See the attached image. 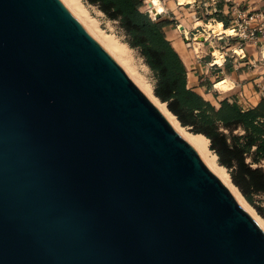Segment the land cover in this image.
<instances>
[{"label": "water", "instance_id": "1", "mask_svg": "<svg viewBox=\"0 0 264 264\" xmlns=\"http://www.w3.org/2000/svg\"><path fill=\"white\" fill-rule=\"evenodd\" d=\"M0 264H264L263 227L63 0H0Z\"/></svg>", "mask_w": 264, "mask_h": 264}, {"label": "trees", "instance_id": "2", "mask_svg": "<svg viewBox=\"0 0 264 264\" xmlns=\"http://www.w3.org/2000/svg\"><path fill=\"white\" fill-rule=\"evenodd\" d=\"M89 2L97 4L109 17L120 20L129 44L140 49L155 74V95L167 103L182 125L210 139V149L215 150L222 165L231 169L234 183L247 200L252 202L253 193L264 192V166L261 165L264 161V98L248 108L238 99L229 97L220 99L216 106L190 86L188 67L166 32L172 20L154 19L150 12L144 11V0ZM217 15L221 20L222 14ZM217 23L224 28L222 22ZM239 127L245 130L244 134H234Z\"/></svg>", "mask_w": 264, "mask_h": 264}, {"label": "rangeland", "instance_id": "3", "mask_svg": "<svg viewBox=\"0 0 264 264\" xmlns=\"http://www.w3.org/2000/svg\"><path fill=\"white\" fill-rule=\"evenodd\" d=\"M81 1L83 2L86 9L88 10L89 15L97 20L98 26L102 30H104L108 34L114 35L119 41L127 44L128 49H127L126 53H127V56L129 57L131 66L135 70L136 75L139 77V79L143 83H145V84L149 83V85L152 86L153 92H154V86H155V82H156L155 74H154L153 70L149 67V65L147 64L146 59L142 55L140 49L137 47H132L129 44L128 34H127L126 30L123 28L120 20L119 19H113V18L109 17L103 10H101V8L97 4L91 3V2H89V0H81ZM144 1L148 2V0H144ZM161 4L164 7L163 2H161ZM148 12H150V11H148ZM150 14L154 19H157L155 14H153L151 12H150ZM222 16L223 17L221 20H219L218 18H217V20H209L208 15L206 17L203 16V18H204L203 26L205 27V30L202 29V27L198 24L200 22V20H195L196 19L195 16L190 14V10L187 11L185 14H183V16L176 18V16L174 15V13L171 10H168V12H165V8H164V10L161 12L160 17H163V18L165 17V18H168V19L173 21V23L171 25H168V28L166 29V32L167 31L169 32V33H167V35L172 33V35L176 36L175 38L177 40L181 41L182 38L185 37L184 33H182V30H183V32L185 31L184 27H186L188 29V35L191 37H194L199 32L205 34V33H207V31L213 30V28L217 25V22H222L223 27L225 28L226 24H230V18L225 17L224 15H222ZM181 24L183 27L182 30L180 29ZM208 27H210V28H208ZM194 33H196V34H194ZM185 34H186V32H185ZM222 34L223 33L213 34L212 36H209V37L207 36L208 38H206L204 41L193 42L190 46L187 47L188 57H186V60L188 62V66H190V69H189V84H190V86L200 87L202 95L206 99L212 100L213 102H215L214 104L216 106H219V100L220 99H224V98L228 97L226 94H227L228 90L230 91V89H229L230 83L225 82L223 85H220V84H216V82L219 81L222 77L223 78L226 77V75L228 73H232L231 69L228 67V65L226 63H228L229 59L232 62V59H233L232 52L233 51H230L226 47H222V46L226 45V43L229 41V39L227 37H223L222 39H219L218 36H220ZM212 43H213V45H216L219 48L222 47L221 50L217 51V54H218V52H220L218 56H215L216 53L213 51L214 48L212 46ZM244 54L245 53L240 52L238 54V57L242 59L245 57ZM221 56H223V57L221 58ZM199 60L204 62L206 65H208L210 67V69L207 68L206 70L202 71L201 68L199 67V65H197V62ZM215 60H218V61L216 62ZM260 62L261 61H259L258 64H261ZM198 63H200V62H198ZM220 68L224 69V73L220 72L221 75L218 77H215V73L220 71L221 70ZM195 71H197L198 74ZM214 84H216V85H214ZM243 105L245 106V108H248L247 106H249V105H245V104H243ZM183 126L185 128H187L189 131H193L190 126H185V125H183ZM244 133H245V130L241 127L234 130V134L240 135V134H244ZM209 146H210V144H209ZM211 150L214 153H216L215 150H213V149H211ZM251 157H248L247 160L250 161ZM217 159H218V162L221 164V162L219 160V156ZM253 165L257 166L258 164H253ZM261 165L264 166V161L261 162ZM225 167L230 174L231 181L234 183L233 178H232V174H231V169L228 168L227 166H225ZM238 189H240V188L238 187ZM241 193L243 194L242 191H241ZM243 196H244V194H243ZM244 198L246 199L247 203L252 208L254 217L258 218L264 224V192L253 193V201L252 202L247 200V198L245 196H244ZM259 220H258V222H259Z\"/></svg>", "mask_w": 264, "mask_h": 264}, {"label": "crops", "instance_id": "4", "mask_svg": "<svg viewBox=\"0 0 264 264\" xmlns=\"http://www.w3.org/2000/svg\"><path fill=\"white\" fill-rule=\"evenodd\" d=\"M156 1V4H159L163 2L164 7L162 4L160 6L156 7V11L162 12L165 8V12H168V10H171L176 18H179L183 16L187 11L190 10V14L195 16V20H200L198 23L199 25L204 22L203 16H209V20H217V14H222L225 17L231 18L232 13H231V6L234 4H238L241 6H244L248 8L251 11H262L264 12V0H217L216 3L212 2L211 0H201L199 7L196 6L195 4H186V5H180L177 3L176 0H154ZM214 6L217 7V9L220 10L218 13H211ZM218 25V23H217ZM217 25L214 27L215 29L217 28ZM168 26H166V29ZM182 24H181V30H182ZM210 28V27H208ZM213 28V29H214ZM184 32L182 30V33L186 36L188 34V29L184 27ZM186 32V34H185ZM167 33H169L167 31ZM196 34V33H194ZM175 35H172V33L168 34V38L172 41L173 45L176 47V49L179 51L181 56L183 57L188 70L190 69V66H188V62L186 60V57H188V49L187 47L190 46L186 43L184 38L182 40H177L175 38ZM191 37V36H190ZM219 37V36H218ZM193 38V37H191ZM207 37V35L203 36L202 33H198L196 36V41H203ZM193 43V42H192ZM212 46L214 48V52L217 54L218 50H221L222 47H226L230 51H233L235 48V39L234 38H229V41L226 43V45L222 47H218L216 45ZM245 57L244 58H239L238 54L236 52H232V62L229 59L228 67L231 69L232 73H228L226 77H222L219 81L216 82V84L223 85L225 82L230 83V91H227V96L231 99H238L239 103H244L249 105L250 107L257 105L262 98H264V63L260 62L261 64H258V60L261 59V51L260 48L257 46H253L252 44H248L245 49ZM220 52H218L217 55H219ZM216 56V55H215ZM223 56H221L222 58ZM258 61L257 65L252 66L249 64L250 61ZM216 62L218 60H215ZM200 62V63H198ZM197 62V65L201 68L202 71L206 70L207 68L210 69L208 65H206L204 62L199 60ZM195 65V64H194ZM217 67V66H216ZM221 69V68H220ZM197 73V71H195ZM224 73V69H221L220 71L215 73V77H218L221 75V73ZM198 74V73H197ZM196 75V74H195ZM197 76V75H196ZM197 91L201 93V88L200 87H194ZM212 101V100H211ZM243 101V102H242ZM213 102V101H212ZM215 103V102H213ZM248 106V107H249Z\"/></svg>", "mask_w": 264, "mask_h": 264}, {"label": "bare ground", "instance_id": "5", "mask_svg": "<svg viewBox=\"0 0 264 264\" xmlns=\"http://www.w3.org/2000/svg\"><path fill=\"white\" fill-rule=\"evenodd\" d=\"M160 1V0H158ZM65 4L71 9V11L81 20V22L87 27V29L99 40V42L111 53V55L122 65V67L129 73L131 78L140 86V88L145 92V94L159 107V109L165 114V116L169 119L171 124L177 129V131L186 138L194 148L199 152L207 166L217 175L219 178L227 185V187L231 190V192L235 195V197L239 200V202L254 216L252 208L247 203L241 191L238 187L231 181V177L226 167L218 162V156L210 149V139L203 133H195L193 131H189L185 128L176 115H174L165 102H162L153 92V88L151 85L143 83L139 77L136 75L135 70L130 64L129 57L127 56V44L119 41L114 35L106 33L98 26V22L96 19L91 17L86 9L85 5L81 0H63ZM148 7L143 8L144 10H150L153 14L156 11V7L160 6L161 3L156 4L154 0H149ZM184 3V0H181ZM181 27V25H180ZM231 33V30L222 28L219 24L217 28L207 31V33H202L203 36L207 35L212 36L213 34H221V33ZM200 33V32H199ZM196 34L193 38H191L188 34L186 43L191 45L192 42L196 41ZM204 41V38H203ZM243 102V101H242ZM248 107V106H247ZM258 221L259 219L256 218ZM259 224L264 229V224L259 220Z\"/></svg>", "mask_w": 264, "mask_h": 264}, {"label": "built area", "instance_id": "6", "mask_svg": "<svg viewBox=\"0 0 264 264\" xmlns=\"http://www.w3.org/2000/svg\"><path fill=\"white\" fill-rule=\"evenodd\" d=\"M149 1V0H148ZM178 4L186 5V4H195L199 7L201 0H184V3L181 0H176ZM216 3L217 0H211ZM150 11V10H144ZM151 12V11H150ZM219 13L220 10L214 6L211 13ZM152 13V12H151ZM232 16L230 18V24L225 29L231 30V33L224 32L218 38L222 39L223 37L234 38L235 39V48L233 49L236 54L240 52L245 53V47L250 43L253 46H257L260 48L261 61L264 63V12L262 11H251L248 8L234 4L231 6ZM216 20V19H214ZM202 29L205 30L203 23L200 24ZM245 55V54H244ZM216 56H218L216 54ZM256 60L250 61L249 64L252 66L257 65ZM216 85V84H214ZM264 95V93H263ZM242 105L244 103H241ZM247 105V104H245ZM245 108V106L243 105Z\"/></svg>", "mask_w": 264, "mask_h": 264}]
</instances>
